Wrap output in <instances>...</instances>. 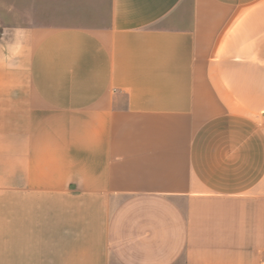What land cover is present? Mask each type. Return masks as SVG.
I'll return each mask as SVG.
<instances>
[{
  "label": "crops",
  "instance_id": "crops-1",
  "mask_svg": "<svg viewBox=\"0 0 264 264\" xmlns=\"http://www.w3.org/2000/svg\"><path fill=\"white\" fill-rule=\"evenodd\" d=\"M32 8L0 32V264H264V0Z\"/></svg>",
  "mask_w": 264,
  "mask_h": 264
},
{
  "label": "rangeland",
  "instance_id": "rangeland-1",
  "mask_svg": "<svg viewBox=\"0 0 264 264\" xmlns=\"http://www.w3.org/2000/svg\"><path fill=\"white\" fill-rule=\"evenodd\" d=\"M32 3L33 0H0V32L4 26L44 23L47 20L46 10L34 11Z\"/></svg>",
  "mask_w": 264,
  "mask_h": 264
}]
</instances>
